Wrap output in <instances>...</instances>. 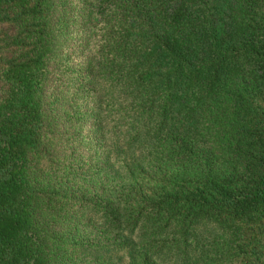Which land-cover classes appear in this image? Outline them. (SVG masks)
Here are the masks:
<instances>
[{
  "label": "trees",
  "instance_id": "1",
  "mask_svg": "<svg viewBox=\"0 0 264 264\" xmlns=\"http://www.w3.org/2000/svg\"><path fill=\"white\" fill-rule=\"evenodd\" d=\"M0 264H264V0H0Z\"/></svg>",
  "mask_w": 264,
  "mask_h": 264
},
{
  "label": "rangeland",
  "instance_id": "2",
  "mask_svg": "<svg viewBox=\"0 0 264 264\" xmlns=\"http://www.w3.org/2000/svg\"><path fill=\"white\" fill-rule=\"evenodd\" d=\"M115 255L117 256V259H120L121 258V261H123L124 263L126 262V255L124 253V251H116L115 252Z\"/></svg>",
  "mask_w": 264,
  "mask_h": 264
}]
</instances>
